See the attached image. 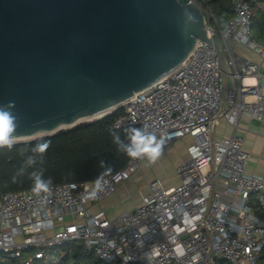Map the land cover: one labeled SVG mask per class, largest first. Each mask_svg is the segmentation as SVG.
<instances>
[{
	"label": "built area",
	"instance_id": "obj_1",
	"mask_svg": "<svg viewBox=\"0 0 264 264\" xmlns=\"http://www.w3.org/2000/svg\"><path fill=\"white\" fill-rule=\"evenodd\" d=\"M232 3L234 15L221 30L202 10L206 32L232 38L264 61L250 2ZM223 53L236 88L225 89L228 74L216 50L198 40L178 69L121 106L113 126L147 127L165 141L163 149L191 138L190 158L176 170L179 185L148 183L141 205L115 219L91 207L113 196L146 160L129 158L93 182L8 193L0 198V259L59 264L53 249L79 243L102 264H264V176L248 173L252 155L243 138L215 137L220 125L237 129L242 116L264 122V71L252 60Z\"/></svg>",
	"mask_w": 264,
	"mask_h": 264
},
{
	"label": "water",
	"instance_id": "obj_2",
	"mask_svg": "<svg viewBox=\"0 0 264 264\" xmlns=\"http://www.w3.org/2000/svg\"><path fill=\"white\" fill-rule=\"evenodd\" d=\"M198 40L216 50L224 73L223 50L264 71L247 46L207 33L191 0H0V105L15 102L14 142L117 111L178 69Z\"/></svg>",
	"mask_w": 264,
	"mask_h": 264
},
{
	"label": "trees",
	"instance_id": "obj_3",
	"mask_svg": "<svg viewBox=\"0 0 264 264\" xmlns=\"http://www.w3.org/2000/svg\"><path fill=\"white\" fill-rule=\"evenodd\" d=\"M248 1L254 11V35L258 40H262L264 0ZM197 4L209 13L210 23L218 30L234 15L232 0H197ZM122 114L123 109H118L102 119L61 130L51 136L16 142L12 148H0V198L8 193L32 190L33 180L30 173L36 170H43L44 178L51 180L50 185H60L93 182L123 168L129 157L118 151L111 135L115 122ZM126 129L117 130L122 139ZM45 141H50V147L43 154L41 162L40 155L33 153L32 148ZM29 156L36 159V164L30 167L25 165ZM101 161L108 167L101 166ZM52 253L61 258L59 264H69L72 260L102 264L94 255H89L79 243H67L53 249ZM0 264L16 263L0 259Z\"/></svg>",
	"mask_w": 264,
	"mask_h": 264
},
{
	"label": "crops",
	"instance_id": "obj_4",
	"mask_svg": "<svg viewBox=\"0 0 264 264\" xmlns=\"http://www.w3.org/2000/svg\"><path fill=\"white\" fill-rule=\"evenodd\" d=\"M227 76L225 77L224 85L225 89H234L237 87V82L231 77L232 70L230 67H226ZM234 134L244 139V148L251 153L252 159L249 162L247 171L250 175L264 176V122L252 120L247 116H242L239 119L237 129L227 125H220L215 131L216 138H229ZM192 144V139L189 137L175 141L168 147L164 148L162 155H183L177 162V166L173 172V176L170 180L162 178H154L153 168L159 166L158 163L149 164L146 161L141 165L140 171L132 176V178L122 185L119 190L110 198L100 204L93 205L91 208L95 213L103 212L109 219H115L119 214L133 211L141 205V193H147V184L153 181H157L159 184L165 187H173L179 185L180 181L176 173L177 168L188 161L190 154L188 151L189 146ZM149 179L145 186V190L139 192L138 195L133 197V204L125 205L128 203L127 191H131L135 188L136 182L140 179ZM151 176V177H150ZM157 179V180H156ZM126 193V195H125ZM131 194H134L133 192ZM124 204V206H123Z\"/></svg>",
	"mask_w": 264,
	"mask_h": 264
},
{
	"label": "clouds",
	"instance_id": "obj_5",
	"mask_svg": "<svg viewBox=\"0 0 264 264\" xmlns=\"http://www.w3.org/2000/svg\"><path fill=\"white\" fill-rule=\"evenodd\" d=\"M184 16L188 22L195 23V17L192 13L185 10ZM14 108V101H9L6 105H0V148H12L14 146L16 132L19 128V119L13 112ZM111 135L113 142L118 147V151L126 154L131 159L147 160L149 164H152L162 155L165 141L158 139L155 134L148 131L147 127H130L125 130L123 139L117 130H113ZM49 147L50 141L38 143L32 148V152L40 155L42 162L43 154ZM100 163L101 166L106 167L103 161ZM35 164L36 159L34 156H29L25 161V165L29 167ZM30 178L33 180L32 190L34 193L40 194L41 192L49 191L51 180L44 178L43 170L31 172Z\"/></svg>",
	"mask_w": 264,
	"mask_h": 264
},
{
	"label": "rangeland",
	"instance_id": "obj_6",
	"mask_svg": "<svg viewBox=\"0 0 264 264\" xmlns=\"http://www.w3.org/2000/svg\"><path fill=\"white\" fill-rule=\"evenodd\" d=\"M262 40H260V41L264 43V39H262ZM42 137H46V136H41L38 138H42ZM38 138H36V139H38ZM27 141H29V140H27ZM182 156L183 155H161L158 158V160L155 162V163H158L159 166L152 167L153 168L152 172L154 174L153 177L157 178V179L162 178V179H166L167 181H169L170 177L174 175L173 172L175 170V167L177 166L178 160L180 158H182ZM147 182H149V179H147V176H146V178L142 177V179H140L139 181L136 182V186L133 190L126 192L127 196H129L130 198L128 199V203L125 205L133 204V200H134L133 197L135 195H138L139 192L145 190V186H146ZM132 192L134 194H131ZM126 193H125V195H126ZM123 206H124V204H123ZM220 264H228V263L226 261H221Z\"/></svg>",
	"mask_w": 264,
	"mask_h": 264
},
{
	"label": "bare ground",
	"instance_id": "obj_7",
	"mask_svg": "<svg viewBox=\"0 0 264 264\" xmlns=\"http://www.w3.org/2000/svg\"><path fill=\"white\" fill-rule=\"evenodd\" d=\"M112 111H113V110H110V111H107V112H105V113H103V114L97 116V117H94V118H91V119L83 120V121L80 122V124H82V123H86V122H92V121H95V120H98V119H102V118L106 117L107 115H109Z\"/></svg>",
	"mask_w": 264,
	"mask_h": 264
}]
</instances>
